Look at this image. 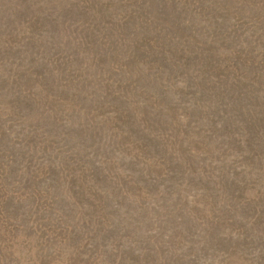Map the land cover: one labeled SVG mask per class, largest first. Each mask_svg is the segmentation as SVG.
I'll use <instances>...</instances> for the list:
<instances>
[{
	"label": "rangeland",
	"instance_id": "obj_1",
	"mask_svg": "<svg viewBox=\"0 0 264 264\" xmlns=\"http://www.w3.org/2000/svg\"><path fill=\"white\" fill-rule=\"evenodd\" d=\"M0 264H264V0H0Z\"/></svg>",
	"mask_w": 264,
	"mask_h": 264
}]
</instances>
